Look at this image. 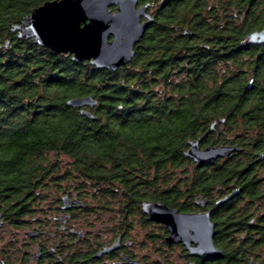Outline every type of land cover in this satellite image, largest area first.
I'll return each mask as SVG.
<instances>
[{"label":"trees","instance_id":"trees-1","mask_svg":"<svg viewBox=\"0 0 264 264\" xmlns=\"http://www.w3.org/2000/svg\"><path fill=\"white\" fill-rule=\"evenodd\" d=\"M45 1L0 0V202L29 227L48 210L68 211L57 207L60 195L76 191L82 203L72 209V226H91L116 206L101 225L104 236H127L142 225L149 227L143 241L182 253L163 240L164 230L146 218L141 201L191 212L193 197L217 200L241 159L197 167L184 155L189 142L200 138L205 147L262 138L264 43L242 40L264 27V0L180 5L172 14L177 23H166L188 33L168 32L158 17L131 61L115 71L17 38L13 25ZM78 96L96 100L84 108L91 116L67 105ZM223 204L211 214L214 244L223 254L213 264H246L254 255L248 245L264 248V239L227 234L233 218ZM73 232L70 253H98L104 236Z\"/></svg>","mask_w":264,"mask_h":264},{"label":"water","instance_id":"water-1","mask_svg":"<svg viewBox=\"0 0 264 264\" xmlns=\"http://www.w3.org/2000/svg\"><path fill=\"white\" fill-rule=\"evenodd\" d=\"M136 4V0H47L31 9L12 30L16 31L17 38L31 39L57 54H69L75 62L88 61L97 69L115 71L131 61L135 46L153 22L148 15L146 21H140L146 5L136 8ZM112 6H115L114 11ZM242 43H264V27L249 33ZM66 103L80 108L81 114L91 116L84 108L95 105L96 100L91 96H78L69 98ZM199 142L200 139L190 141L184 153L197 167L212 164L238 150L234 145L210 144L200 148ZM227 198L229 196L218 203ZM73 201L80 206L79 202ZM68 206L66 202L64 208ZM141 211L149 221L166 228L164 241L167 244H181L188 256L207 260L221 255L214 244L216 232L210 211L179 212L153 200L141 201ZM116 248L114 241L97 255ZM187 264L196 263L189 261Z\"/></svg>","mask_w":264,"mask_h":264},{"label":"flooded vegetation","instance_id":"flooded-vegetation-1","mask_svg":"<svg viewBox=\"0 0 264 264\" xmlns=\"http://www.w3.org/2000/svg\"><path fill=\"white\" fill-rule=\"evenodd\" d=\"M136 1V8L146 5L144 15L140 17V21H146V15L153 18V22L149 27H152L156 19L162 16L163 26L165 29L167 27L168 32L188 33L185 27L178 24L168 26L166 22L174 21L173 23H177V18L173 19L172 17L173 9L179 8L180 5H184L186 8L193 7L197 0ZM111 9L114 11L115 6H112ZM261 133L262 138L254 142L244 141L240 145L223 144L234 145L238 150L232 151L228 156L218 158L216 162L218 160L226 162L237 157L241 159L242 168L228 172L225 194L217 200L213 199V202H211L209 198L208 200L202 197V194L193 197V203L197 206V209L191 211H210V218L216 232L215 221L212 219L211 214L217 212L216 207L221 204L218 202L229 196L224 201L222 211H226V216L233 218V221L226 227L225 232L245 241L253 238L254 241L252 242H260L264 239V157H262L264 153V132ZM199 147L202 148L200 142ZM51 189H53V185ZM73 200L82 203V197L76 191H64L60 195V204L57 207L63 210L67 202L69 205L67 207L68 211L65 209L63 213L54 209L48 210L45 218L34 219L32 225L30 224V226H33L31 228L30 226L23 227L22 217L15 216V210L14 212L8 211L5 205L0 202V264H187L189 261L197 264V259H201L188 256L181 244L178 245L181 247L182 253H168V255L167 253H155L156 256L152 257L151 253L141 250L143 247H139V243L135 242V237L125 236L121 233L114 237H103V242L99 247L100 250L110 246L114 241L117 242V248L108 253L100 255H97L98 253H70L71 234H74L73 231L79 230L72 226L74 220L70 217L71 212L75 211L72 209L78 206ZM55 213H59V217L54 216ZM50 217H52V225L49 222ZM35 222L39 223L35 224ZM155 224L164 230V240L167 236L166 228L162 224ZM53 226H55V229ZM136 227L134 226V228ZM77 235L81 238L80 242H82V233H77ZM74 241L78 240L75 239ZM80 246H82V243ZM248 246L253 249L249 253H254V255L248 257V263L246 264H264V248L251 244ZM173 255H175L173 260L168 257ZM222 255L221 253L217 258L223 257ZM214 259H209L211 260L210 264H213Z\"/></svg>","mask_w":264,"mask_h":264},{"label":"rangeland","instance_id":"rangeland-1","mask_svg":"<svg viewBox=\"0 0 264 264\" xmlns=\"http://www.w3.org/2000/svg\"><path fill=\"white\" fill-rule=\"evenodd\" d=\"M49 203V202H48ZM41 205H43L44 207H46L47 206V201L45 202H42V204ZM52 205V204H51ZM54 207V206H53ZM113 207V209L112 210H110L108 213H103V214H101V218L99 219V220H97V221H95V223L93 224V225H91V226H89L88 225V223L86 222L85 224H84V226L82 225V224H78V225H75V229H80V230H83L85 233L86 232H89V233H91V236L89 237L90 239L92 238V237H94L96 234H99V236L100 237H103L104 236V234H103V232L100 230L101 229V225L103 224V223H105V222H107V219L109 218V217H111V216H113V213H114V211L113 210H115L116 209V206H112ZM47 208V207H46ZM36 216V215H35ZM44 215H42L41 217H43ZM49 216H51V215H49ZM54 216H57V217H59V213H55L54 214ZM53 217V216H52ZM52 217H50V220H49V222H50V225H52ZM87 218H89V219H87L89 222H91V221H93V216L91 215H89V216H86ZM81 220H82V218H81ZM80 226V227H79ZM31 227H33V226H30V228ZM29 228V229H30ZM53 228L55 229V226H53ZM152 229H154L155 231H157L158 230V227H151ZM149 229V227H143L142 225L141 226H139V228H135L134 230H132L131 231V233L129 234L131 237H135V242L138 244L139 242H140V244H139V247H143L141 250H143L144 252H148V253H151V256L153 257V256H156L155 255V253H167V255H168V253H179L180 252V249H179V247H173V249H171V248H165L163 245H161V244H158L155 240L154 241H152V240H145V241H143V235L145 234V230H148ZM99 230V231H98ZM92 234H93V236H92ZM159 245H160V247H159ZM165 250V251H164ZM174 256V257H173ZM173 256H168L169 258H171L172 260L175 258V255H173ZM177 257V256H176Z\"/></svg>","mask_w":264,"mask_h":264}]
</instances>
